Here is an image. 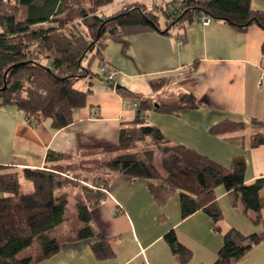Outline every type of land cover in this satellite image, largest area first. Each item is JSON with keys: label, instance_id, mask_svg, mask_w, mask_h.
Masks as SVG:
<instances>
[{"label": "trees", "instance_id": "obj_1", "mask_svg": "<svg viewBox=\"0 0 264 264\" xmlns=\"http://www.w3.org/2000/svg\"><path fill=\"white\" fill-rule=\"evenodd\" d=\"M115 0H0V105L15 106L30 124L50 121L54 130L68 127L78 110L88 104L91 89L76 88L86 78L96 80L91 62L104 60L110 42H120L124 51L134 34H171L202 17L224 20L236 29L253 24L264 28V10H254L252 0H171L158 7L164 20L146 5L133 1L105 14ZM176 9L169 11V6ZM163 21V22H161ZM264 49V46H263ZM87 66L83 64L90 56ZM171 76L150 79L155 96H146L124 86L118 93L138 104L134 119L124 121L116 145L82 151L78 172L55 164L43 169L24 168L0 173V264H37L59 252L62 242L57 227L67 223V241L90 240L100 260L116 255L113 242L93 224L94 210L109 197L112 174L132 181L146 179L159 207L179 196L182 218L203 211L214 229L222 232L224 212L216 189L223 186L234 207H240L262 230L244 233L231 228L213 264H232L264 243V178L246 183L247 163L243 156L231 166L213 160L184 144L172 142L146 118L150 111L179 115L195 107L190 94L164 97ZM113 87L114 85L110 83ZM252 124L263 126L254 119ZM245 122L225 120L211 128L214 135H226L245 128ZM264 145L258 133L251 147ZM104 153H116L104 160ZM48 152L47 160L57 158ZM166 241L182 264L193 251L181 243L174 229ZM34 245V254L18 253Z\"/></svg>", "mask_w": 264, "mask_h": 264}, {"label": "crops", "instance_id": "obj_2", "mask_svg": "<svg viewBox=\"0 0 264 264\" xmlns=\"http://www.w3.org/2000/svg\"><path fill=\"white\" fill-rule=\"evenodd\" d=\"M133 1L115 0L106 12ZM252 8L264 10V0H252ZM263 46V27L253 24L239 30L224 20L210 18L208 24L198 19L171 34L131 35L126 52L122 43L112 41L104 59L117 69L116 84L146 96H155L150 79L171 76L166 91L190 94L195 107L179 115L150 111L146 118L172 142L191 147L226 167L235 157L243 156L247 163L246 183L252 184L264 178V145L251 147L255 135L264 133L263 126L252 124L254 119L264 121ZM92 81L86 78L78 83L81 90L91 89L88 104L64 129L54 130L50 121L30 124L15 106L0 105V173L55 164L79 171L83 150L116 145L122 123L136 115L134 102L110 83L103 86ZM225 120L243 121L246 126L226 135H214L212 126ZM48 152L57 159L48 161ZM147 183L146 179L134 182L127 176L112 174L109 197L93 212L94 227L113 242V258L100 260L90 240L70 242L66 235L60 239L59 252L37 264H182L165 239L172 229L179 241L193 251L186 264H213L225 231L262 230L240 207L232 205L223 186L216 189L224 212L222 232H217L203 211L182 218L178 195L159 207ZM3 195L0 192V197ZM232 264H264V243Z\"/></svg>", "mask_w": 264, "mask_h": 264}, {"label": "rangeland", "instance_id": "obj_3", "mask_svg": "<svg viewBox=\"0 0 264 264\" xmlns=\"http://www.w3.org/2000/svg\"><path fill=\"white\" fill-rule=\"evenodd\" d=\"M135 1H138V2H141V3H143V4H145L146 5V8H147V10L148 11H152V12H155L156 14H158L160 17H161V19H163L164 20V16H163V14H162V11H160L159 10V8L156 6V4L157 5H159V6H161V7H163V6H165L166 4H168V3H170L171 2V0H135ZM84 4H85V6H89L90 5V0H84ZM127 4V3H126ZM125 5V4H124ZM123 5V6H124ZM114 6V2L111 4V5H109V6H107L104 10L105 11H107V10H109V9H112V7ZM122 6V7H123ZM118 10H120V9H116L115 11H112V12H116V11H118ZM112 12H104L105 14H109V13H112ZM161 22H163V21H161ZM90 57H91V55L90 56H88V57H86L85 59H84V61H83V64L85 65V66H87L88 65V63H89V60H90ZM101 66H102V62L100 63V65H99V61L98 60H94V61H92L91 62V68H92V70L94 71V72H102V68H101ZM108 70H111L110 68L108 69ZM114 70L115 71H117V69L116 68H114ZM117 80H118V76L116 77V79L114 80V82H117ZM79 83V82H78ZM78 83H76V85H75V87L76 88H78L77 87V85H78ZM143 84L145 83L146 84V82H142ZM112 84V83H111ZM113 88H115L114 86H113ZM170 93H172L171 95H169ZM176 93V90L174 91H172V92H166L165 94H164V97H166V96H177V99H178V96L179 95H177V94H175ZM116 155V153H106V154H104L103 155V159L104 160H110V159H112L114 156ZM72 172H78V170L77 169H75L74 167H72L71 169H70ZM262 194L264 195V188L262 189ZM57 232H58V238L59 239H62V238H64L66 235H67V223H64V224H62V225H60L59 227H57ZM34 254V245H32L31 247H29V248H26V249H24V250H22V251H20L19 253H18V258H24V257H28V256H31V255H33Z\"/></svg>", "mask_w": 264, "mask_h": 264}, {"label": "built area", "instance_id": "obj_4", "mask_svg": "<svg viewBox=\"0 0 264 264\" xmlns=\"http://www.w3.org/2000/svg\"><path fill=\"white\" fill-rule=\"evenodd\" d=\"M176 8L173 6V5H170L169 6V11H173L175 10ZM201 22L203 24H208L210 22V18H207V17H202L201 18ZM102 72H100V78L103 77L105 78L108 83H112L114 85V87L117 85L116 82H114V80L116 79V77L118 76V72L114 70V67L113 65H111L110 62H108L107 60H103L102 61ZM111 69V70H108V69ZM98 78V79H100ZM134 105V108H138V104L136 102L133 103Z\"/></svg>", "mask_w": 264, "mask_h": 264}, {"label": "water", "instance_id": "obj_5", "mask_svg": "<svg viewBox=\"0 0 264 264\" xmlns=\"http://www.w3.org/2000/svg\"><path fill=\"white\" fill-rule=\"evenodd\" d=\"M96 83L98 85H103V86H108L109 85L108 81L105 78H103V77H101L100 79H96ZM120 86H122V85H120ZM116 87H118V85Z\"/></svg>", "mask_w": 264, "mask_h": 264}]
</instances>
